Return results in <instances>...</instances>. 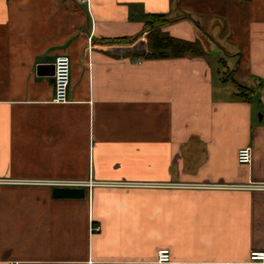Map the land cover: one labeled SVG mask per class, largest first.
Listing matches in <instances>:
<instances>
[{"label":"crops","instance_id":"1","mask_svg":"<svg viewBox=\"0 0 264 264\" xmlns=\"http://www.w3.org/2000/svg\"><path fill=\"white\" fill-rule=\"evenodd\" d=\"M81 1L0 0V264H264V0ZM150 16L204 56L131 57Z\"/></svg>","mask_w":264,"mask_h":264},{"label":"trees","instance_id":"2","mask_svg":"<svg viewBox=\"0 0 264 264\" xmlns=\"http://www.w3.org/2000/svg\"><path fill=\"white\" fill-rule=\"evenodd\" d=\"M167 24V20L161 16H150L145 23V31L148 34V51L141 50L139 55L145 59H158V58H181L185 55L193 57L204 56V51L198 41L186 42L170 38L166 35L156 32V27ZM230 74V72H228ZM239 97L243 99L249 93L245 87H238Z\"/></svg>","mask_w":264,"mask_h":264},{"label":"built area","instance_id":"3","mask_svg":"<svg viewBox=\"0 0 264 264\" xmlns=\"http://www.w3.org/2000/svg\"><path fill=\"white\" fill-rule=\"evenodd\" d=\"M82 4L86 0L81 1ZM70 83V61L66 56H57L53 63L52 89L53 103L64 105L68 102V87ZM236 160L241 165H248L251 162V150L249 148L240 149L236 154ZM91 184V183H90ZM89 184V185H90ZM54 187L74 188L81 184L56 182L52 183ZM98 231L99 229H95ZM251 263H264V253H251L249 256ZM171 262L169 251L163 250L157 253L158 264H169Z\"/></svg>","mask_w":264,"mask_h":264},{"label":"water","instance_id":"4","mask_svg":"<svg viewBox=\"0 0 264 264\" xmlns=\"http://www.w3.org/2000/svg\"><path fill=\"white\" fill-rule=\"evenodd\" d=\"M51 195L54 199L80 200L85 196L82 188H60L52 189Z\"/></svg>","mask_w":264,"mask_h":264},{"label":"rangeland","instance_id":"5","mask_svg":"<svg viewBox=\"0 0 264 264\" xmlns=\"http://www.w3.org/2000/svg\"><path fill=\"white\" fill-rule=\"evenodd\" d=\"M217 36H218V34L217 35L216 34H212V35H210V38H212L213 41L219 42V38ZM200 38L203 39V37H200ZM136 42L137 41H131V49L129 51V54H130L131 57H135V56H137V54L139 55L140 51L143 49L141 47V43L140 42L136 43ZM219 44H220V42H219ZM203 47L204 46L201 45L202 49H203ZM225 73H226V75H228L227 72H225Z\"/></svg>","mask_w":264,"mask_h":264}]
</instances>
